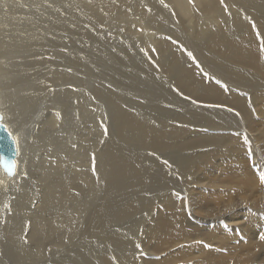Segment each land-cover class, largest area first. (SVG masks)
<instances>
[{"label": "bare ground", "instance_id": "obj_1", "mask_svg": "<svg viewBox=\"0 0 264 264\" xmlns=\"http://www.w3.org/2000/svg\"><path fill=\"white\" fill-rule=\"evenodd\" d=\"M0 114V264H264V0H0Z\"/></svg>", "mask_w": 264, "mask_h": 264}, {"label": "rangeland", "instance_id": "obj_2", "mask_svg": "<svg viewBox=\"0 0 264 264\" xmlns=\"http://www.w3.org/2000/svg\"><path fill=\"white\" fill-rule=\"evenodd\" d=\"M94 26H97V24H95ZM102 30H103V28H98V30L96 32L97 35L96 34L94 35V37H95V40H94V43H93V47H94V61H95V68L99 71V73L101 75L106 76L105 69L107 67V57H108L109 50L106 47H104L103 44L106 43L107 45H109L108 44L109 40L106 39V37L104 36L105 33H102L103 32ZM107 80L109 82H111L109 79H107ZM104 81H105V83L107 82L106 79H104L102 81L103 84H104ZM106 87H108V86H106ZM102 119H103V110H102V108H100L98 106L97 109H96V114H94L93 120L91 122V129L88 131L89 133H91V135L88 136V137L91 138V140L94 143H95L97 134L101 135L100 138L101 137L107 138V133L103 135L104 131L101 129ZM72 120H73L72 124L73 125H77L78 127H80L81 128L80 132H83L84 131V127L82 128V126H83L82 123H81L82 118L78 119L77 117H72ZM68 164L69 163L66 164L67 167H68ZM67 172L68 171L66 170L65 171V175L67 174ZM87 182L88 181H86L85 184ZM80 183H81L80 179H76L75 180L76 186H79ZM87 186H88V188H90L89 182H88ZM32 189L34 190L36 196L40 197V188L35 187V188H32ZM62 196L63 195H56L54 197V199H55L54 202L50 201L49 206H47V207H45V208H43L41 210H38V211H35V207L36 206H35L34 203H32L31 204V209H29L30 212L32 213V216H36V215L43 216V215H47L48 214L47 218H53L56 215L57 207H58L59 203L61 202ZM65 208H66L65 209L66 212L68 210L67 215L69 216L71 211L68 209L67 205H65ZM83 214L84 213H82L81 215H83ZM19 220H22L25 223V225H26V222H25L26 220H25L24 217L19 219ZM75 220H77V219H75ZM26 232H27V230H25L24 227H23V229L21 230L20 234L18 236L14 237V243H13L14 246H15V241L18 240V239L23 238ZM58 233H59V231H57V232L53 231L52 237L57 236Z\"/></svg>", "mask_w": 264, "mask_h": 264}, {"label": "water", "instance_id": "obj_3", "mask_svg": "<svg viewBox=\"0 0 264 264\" xmlns=\"http://www.w3.org/2000/svg\"><path fill=\"white\" fill-rule=\"evenodd\" d=\"M2 116L0 114V163L5 168V174L7 176L13 175V173L7 171L6 165H14L15 159L17 158V143L14 136L11 134L12 131L8 128L5 123L1 122ZM15 170V167H14ZM13 170V171H14Z\"/></svg>", "mask_w": 264, "mask_h": 264}, {"label": "snow or ice", "instance_id": "obj_4", "mask_svg": "<svg viewBox=\"0 0 264 264\" xmlns=\"http://www.w3.org/2000/svg\"><path fill=\"white\" fill-rule=\"evenodd\" d=\"M5 167H6L7 171L14 174V171H13L14 167H15L14 165H6ZM261 180L264 181V175L261 176ZM261 239H264V235L261 236Z\"/></svg>", "mask_w": 264, "mask_h": 264}]
</instances>
